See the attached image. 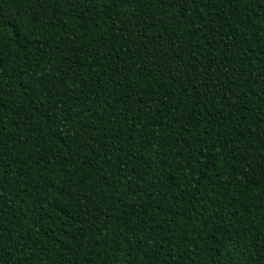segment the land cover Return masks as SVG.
<instances>
[{
  "label": "trees",
  "instance_id": "1",
  "mask_svg": "<svg viewBox=\"0 0 264 264\" xmlns=\"http://www.w3.org/2000/svg\"><path fill=\"white\" fill-rule=\"evenodd\" d=\"M0 264H264V0H0Z\"/></svg>",
  "mask_w": 264,
  "mask_h": 264
}]
</instances>
